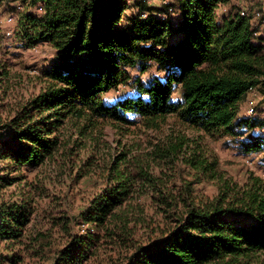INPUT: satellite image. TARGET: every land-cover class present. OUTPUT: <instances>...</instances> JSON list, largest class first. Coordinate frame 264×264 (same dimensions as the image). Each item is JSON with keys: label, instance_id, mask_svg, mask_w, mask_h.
I'll list each match as a JSON object with an SVG mask.
<instances>
[{"label": "trees", "instance_id": "trees-1", "mask_svg": "<svg viewBox=\"0 0 264 264\" xmlns=\"http://www.w3.org/2000/svg\"><path fill=\"white\" fill-rule=\"evenodd\" d=\"M2 1L24 9L16 34L21 46L49 45L58 53L42 76V90L0 125V163L9 173L64 154L71 141L61 138L67 123L79 127L83 139L104 124L160 130L176 116L202 135L242 137L243 152L264 155V136L253 133L264 122L239 119L249 93L264 91V23L254 21L264 20V8L260 15L231 10L220 18L231 0H176L162 8L144 2L137 15L126 17L129 0ZM152 66L163 77L147 85L136 79L129 96L106 98L129 84L130 68L146 74ZM177 92L180 99L174 100ZM187 146L180 136L155 153L161 160L178 158ZM194 155L187 163L194 177L202 176L196 183L218 182L215 198L195 195L192 180L175 192L135 161L131 171L114 169L111 186L80 214L92 228L80 234L68 228L62 246H54L51 233L30 231L33 198L3 204L0 245L15 249L0 264H24L29 257L47 264H258L264 258V181L234 185L216 161L208 162L200 150ZM17 181L0 176V190ZM146 193L152 195L153 221L146 226L150 234L138 239L146 212L137 200Z\"/></svg>", "mask_w": 264, "mask_h": 264}, {"label": "rangeland", "instance_id": "rangeland-1", "mask_svg": "<svg viewBox=\"0 0 264 264\" xmlns=\"http://www.w3.org/2000/svg\"><path fill=\"white\" fill-rule=\"evenodd\" d=\"M164 0H129L130 9L126 17L138 14V3H147L155 8H162ZM171 4L176 0H169ZM264 8V0H231L230 5L221 7L220 18L228 16L231 10L254 15ZM16 3L0 0V125L9 122L23 108V105L36 96L44 87L43 74L57 61V51L49 45H38L35 48H25L17 39V24L22 12ZM34 13L39 10L29 9ZM40 13V12H39ZM173 13V14H172ZM173 6L170 12L175 25L178 14ZM262 25L264 20H254ZM262 23V24H261ZM264 29V24L262 25ZM264 32V31H263ZM131 81L122 85L118 90L107 94L108 99L129 96L134 87L133 82L139 79L148 84L154 77H163L156 66H152L146 74H141L138 68H130ZM180 93V92H179ZM177 92L174 100H179ZM264 91L255 89L249 93L240 107L239 119H247L249 110L262 108ZM258 121V120H257ZM259 122H264L259 121ZM62 139L70 141L51 161L37 168H24L20 172L4 170L0 163V176L16 177L17 182L0 190V206L11 205L14 202L34 200L36 212L29 229L34 234L39 232L51 233L54 246H62L67 241L66 230L76 234L91 229L84 225L80 214L88 208L91 200L103 190L111 186V174L114 169L128 172L133 163L144 164L155 179L167 180L170 187L178 191L185 181L198 182L202 176L194 177L187 161L194 158L200 150L208 162H217V169L225 179L234 185L244 186L252 178L264 181V155L246 153L241 150L239 139L232 137H210L186 127L176 116L166 119L160 130H147L141 126L129 129L127 126L104 124L91 134L82 136L79 127L67 123ZM255 134L264 136V129L257 128ZM8 136L5 132H1ZM92 135V136H91ZM180 136L186 137L188 146L185 152L161 160L155 151L164 149L170 139L176 141ZM72 137V138H71ZM199 146L200 149L196 148ZM201 155V156H202ZM120 162V163H119ZM196 173V172H195ZM219 183L204 180L194 185V194L198 197L215 198L220 192ZM151 194V193H149ZM142 194L139 201L146 212V225L139 226L138 239H145L150 231L146 226L153 221V211L150 209L152 195ZM77 221V222H76ZM148 226V227H149ZM155 228V227H154ZM12 249L8 243L0 245V258L11 257ZM17 250V248H16ZM24 264H47L37 259L28 258ZM89 264H92L89 263ZM258 264H264V258Z\"/></svg>", "mask_w": 264, "mask_h": 264}, {"label": "crops", "instance_id": "crops-1", "mask_svg": "<svg viewBox=\"0 0 264 264\" xmlns=\"http://www.w3.org/2000/svg\"><path fill=\"white\" fill-rule=\"evenodd\" d=\"M127 13H128V11L126 12V15H127ZM252 92V91H251ZM262 107H264V102H263V105H262ZM252 109H255V111H256V113L255 114H251L250 113V111L252 110ZM252 109H250L249 110V116H247V117H249V118H247V119H251V120H258V121H263L264 120V116L263 115H261L258 111L260 110V108H252ZM256 129L254 130V132L253 133H256Z\"/></svg>", "mask_w": 264, "mask_h": 264}, {"label": "built area", "instance_id": "built-area-1", "mask_svg": "<svg viewBox=\"0 0 264 264\" xmlns=\"http://www.w3.org/2000/svg\"><path fill=\"white\" fill-rule=\"evenodd\" d=\"M162 4H164V5H171V2H170L169 0H164V1L162 2ZM171 11H173V7L169 8V13H170ZM176 12H177V10H176ZM172 14H173V13H172ZM177 14H178V12L176 13V15H177ZM242 14H243V15H247V14H245V13H243V12H242ZM257 14L260 15L259 13H257ZM263 15H264V11H263ZM143 16L146 17L147 14H143ZM178 17H179V14H178ZM258 112H259L261 115L264 116V107L260 108V110H259ZM250 113H251V114H255V113H256L255 109H252V110L250 111Z\"/></svg>", "mask_w": 264, "mask_h": 264}]
</instances>
